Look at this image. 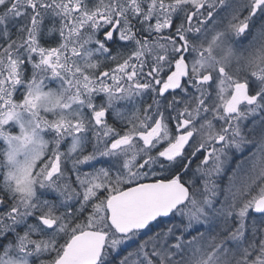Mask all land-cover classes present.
Masks as SVG:
<instances>
[{
    "label": "snow or ice",
    "instance_id": "1",
    "mask_svg": "<svg viewBox=\"0 0 264 264\" xmlns=\"http://www.w3.org/2000/svg\"><path fill=\"white\" fill-rule=\"evenodd\" d=\"M0 264H264V0H0Z\"/></svg>",
    "mask_w": 264,
    "mask_h": 264
}]
</instances>
